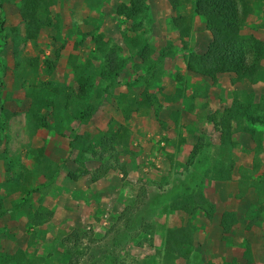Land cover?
Returning a JSON list of instances; mask_svg holds the SVG:
<instances>
[{"label": "rangeland", "instance_id": "obj_1", "mask_svg": "<svg viewBox=\"0 0 264 264\" xmlns=\"http://www.w3.org/2000/svg\"><path fill=\"white\" fill-rule=\"evenodd\" d=\"M128 1H58L51 12L59 17V31L44 28L27 35L25 18L36 14L40 0H0V113L7 122L0 153L5 151L13 160L8 172L0 164V250L19 254L9 264H68L69 256L57 244L86 235L94 242H87L91 251L82 264H110L104 253L115 241L121 243L118 255L128 252L146 264H246L249 258L252 264H264V72L237 85H231L232 75L219 76L213 85L188 73L185 57L191 52L203 54L210 42L204 19L194 13V0L176 9L168 0H148L149 22L138 32L116 14L117 7ZM251 6L241 22L249 63L255 61V48L264 47V0H254ZM186 17L190 36L182 41ZM11 27L18 29L17 44L6 38L5 30ZM96 34L122 49L126 65L115 91L100 81L104 65L92 57ZM75 44H82L78 64L92 68L96 91H103L109 102L102 101L86 123L67 121L64 137L45 130L31 135L26 92L32 82L65 83L76 90V79L68 69ZM33 60L38 62L36 73L31 69ZM145 91L154 100L151 107L124 114L126 106L119 104V95L141 105ZM95 92L88 106L95 103ZM235 100L250 103L251 110L234 136L236 148L225 152L213 120ZM111 122L132 131L128 151L120 153L127 180L113 168L97 183L89 177L71 181L68 173L77 171L81 147L73 142L74 136L93 142ZM231 163L228 180L214 179L216 169ZM39 165L59 172L48 189L39 187ZM98 167L94 161L86 163L89 172ZM240 167L249 171L245 188L239 184ZM190 191L205 199L203 210L185 201L172 211V204ZM141 196L146 202L143 216L154 226L151 245L145 232L122 240L115 235L121 213L138 207ZM47 211L53 213L50 220L44 217L43 225H31L36 212ZM225 212H234L239 220L229 235L219 227ZM179 229L184 231V256L168 263L166 243Z\"/></svg>", "mask_w": 264, "mask_h": 264}, {"label": "trees", "instance_id": "obj_2", "mask_svg": "<svg viewBox=\"0 0 264 264\" xmlns=\"http://www.w3.org/2000/svg\"><path fill=\"white\" fill-rule=\"evenodd\" d=\"M58 1L70 0H40L36 14L25 18L27 35L32 31L40 32L44 28H53L54 31H59V17H53L51 12L54 3ZM168 1L173 9L185 6L190 2V0ZM253 1L194 0V13L204 19L210 42L203 54L198 55L191 52L185 57V68L188 73L208 79L213 85L218 82L219 76L232 75L231 85H237L253 81L260 72H264V66L261 64L264 47L255 48V61L249 63L246 58L247 43L241 35V22L244 17L250 14ZM239 5L242 7V11L239 10ZM116 14L131 24L133 32H138L149 22L148 0H129L127 4L123 3L117 7ZM190 29L191 22L189 18H183V26L180 31L182 41L189 38ZM5 31L6 38L12 44H17L20 41L17 27L6 28ZM92 42L95 44L92 57L96 61L101 60L104 65L99 74L100 81L106 84L108 89L115 91L119 85L118 79L126 65L122 57V49L105 38L103 34L93 35ZM81 47L82 44H75L68 57V69L76 79V90L65 83L48 84L43 82H32L28 88L26 92V98L29 102L27 129L31 135L40 130H45L64 137V125L67 121L75 120L86 123L91 119L102 101L109 102L103 91L99 93L96 91V78L92 68L78 64V50ZM37 63L36 60L31 63L33 73L37 72ZM93 92H95L96 101L88 106ZM153 101L147 91L142 94L141 105H138L135 99L129 101L127 95H119V104L124 103V106H126V109H123V113L126 115L139 113L144 107H151ZM250 110V103L244 104L235 100L218 119L213 120V125L219 133L220 148L223 151L228 152L236 148L237 143L234 136L243 128V123L248 119ZM47 114L52 118V122ZM5 128H7V122L0 113V138L4 134ZM256 136L257 134L252 133V137ZM131 137L132 131L129 126L116 122H111L109 129L93 142L76 134L73 142L81 145L77 153L79 167L75 173H68V178L73 182H78L89 177L92 183H97L104 177L106 171L114 168L120 173L122 180L126 181L128 171L126 165L120 160V153L128 151ZM88 161L96 162L99 167L95 171L89 172L86 169ZM0 164L6 172L12 168L13 160L8 159L5 151L0 153ZM233 167L231 163L228 168L216 169L213 172L214 179L218 181L228 180ZM237 172L240 176L239 184L242 188H245L249 171L240 167ZM37 173L40 179L39 187H45L46 189L54 184L59 174L51 166L42 168L40 165L37 167ZM34 174V172L28 173L29 176ZM25 201L23 200V203ZM139 201L138 207H127L121 213L118 219L121 227L115 235L118 236V240H122L124 237H130L132 233L137 236L139 232H145L150 235V240L147 242L151 245L154 226L146 221L143 216L141 207L146 205L144 196H141ZM185 201L197 206L200 210H203L202 205L206 204L203 197H198L197 194L190 191L180 201L172 204V211L179 210ZM44 217L50 220L53 213L49 211L43 214L36 212L30 219L31 225H43ZM238 221L237 214L234 212L223 213L219 222L223 235H229L238 224ZM183 237L184 231L179 229L174 239L167 240L165 248L166 262L170 263L184 256ZM88 241L94 242L92 238L88 239L86 235H76L72 241L63 240L56 247L57 249H64L65 254L69 256L68 264H82L84 257L91 251L87 244ZM118 244V241L113 242L109 250L104 253L110 264H146L143 261H138L128 252H121L122 255H118L116 248L121 243ZM18 257L19 254L8 255L0 250V264H9ZM246 264H252L251 258L247 260Z\"/></svg>", "mask_w": 264, "mask_h": 264}]
</instances>
